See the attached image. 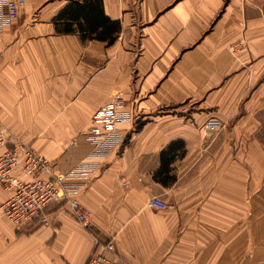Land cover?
<instances>
[{
    "label": "crops",
    "instance_id": "obj_1",
    "mask_svg": "<svg viewBox=\"0 0 264 264\" xmlns=\"http://www.w3.org/2000/svg\"><path fill=\"white\" fill-rule=\"evenodd\" d=\"M4 19L0 120L73 172L92 228L65 202L22 228L0 209V264H86L108 240L132 264H264V0H25ZM118 92L128 119L98 149L91 117Z\"/></svg>",
    "mask_w": 264,
    "mask_h": 264
},
{
    "label": "built area",
    "instance_id": "obj_2",
    "mask_svg": "<svg viewBox=\"0 0 264 264\" xmlns=\"http://www.w3.org/2000/svg\"><path fill=\"white\" fill-rule=\"evenodd\" d=\"M24 2L5 0L0 4V14L5 18L3 24L17 19ZM123 106L124 99L118 92L110 102L93 113L89 134L96 148L106 149L117 141L116 126L128 119L122 111ZM222 126V121L217 118H208L203 123L206 132H216ZM15 168H19L27 180L12 176ZM72 174L54 172L47 156L10 132L0 120V185L10 192V197L1 204L0 209L1 214L17 228L28 223L49 224L48 206L65 202L75 220L90 231L91 212L78 201L77 187L68 182ZM147 206L162 210L167 204L160 197L153 196L147 201ZM96 246L86 264H132L116 253L112 240L101 244L96 241Z\"/></svg>",
    "mask_w": 264,
    "mask_h": 264
},
{
    "label": "trees",
    "instance_id": "obj_3",
    "mask_svg": "<svg viewBox=\"0 0 264 264\" xmlns=\"http://www.w3.org/2000/svg\"><path fill=\"white\" fill-rule=\"evenodd\" d=\"M75 4V3H74ZM78 4V3H76ZM82 7V6H80ZM85 15L90 17L89 23H90V27H93V2L88 4V6H85ZM79 15V9H76L73 6V3L66 6L60 13L59 15L56 17V20H61L64 17L68 18V19H77ZM65 18V19H66ZM65 21V20H64ZM66 23V22H65ZM64 31L69 30L70 27H68V25H64ZM117 30V23L115 21L110 20L109 18H106V24H105V28L104 30L101 32V34L96 35V37L98 38H106L108 39V42L113 41L114 39V32Z\"/></svg>",
    "mask_w": 264,
    "mask_h": 264
}]
</instances>
